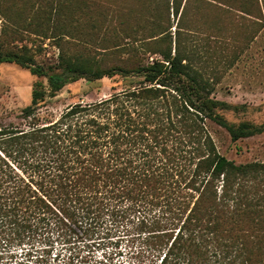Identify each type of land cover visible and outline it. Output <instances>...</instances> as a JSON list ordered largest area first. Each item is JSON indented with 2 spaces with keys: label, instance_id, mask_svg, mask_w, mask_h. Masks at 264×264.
<instances>
[{
  "label": "trees",
  "instance_id": "16d2710c",
  "mask_svg": "<svg viewBox=\"0 0 264 264\" xmlns=\"http://www.w3.org/2000/svg\"><path fill=\"white\" fill-rule=\"evenodd\" d=\"M208 1L264 20V0ZM181 2L172 0L173 14ZM60 11L76 17L72 0H0V62L46 78L19 109L23 123L0 125V248L37 237L46 245L50 232L62 243L117 233L128 236L133 264H264V162L227 159L206 121L230 141L264 125L227 122L221 111L239 106L210 96V83L160 26L151 41L99 44L84 56L63 49L73 33L59 25ZM34 12L42 14L34 34L58 49L47 73L15 43ZM115 75L138 81L40 114L66 83Z\"/></svg>",
  "mask_w": 264,
  "mask_h": 264
},
{
  "label": "rangeland",
  "instance_id": "374dc122",
  "mask_svg": "<svg viewBox=\"0 0 264 264\" xmlns=\"http://www.w3.org/2000/svg\"><path fill=\"white\" fill-rule=\"evenodd\" d=\"M72 2L76 17L70 18L66 12L60 11L59 20V25L66 26V30L73 33V38L65 37L66 42L61 44L67 53L95 55V45H112L127 40L130 43L134 40V45H140L143 44L141 39L151 41L152 38L147 36L155 34L160 26L170 33L172 44L177 39L193 67L210 83V96L239 106L236 112L221 111L227 122L237 124L246 121L264 125V20L256 23L253 16L224 10L208 0H186L181 14L184 0L177 14H173L172 0ZM41 15L37 12L27 14V20L34 26L25 32L16 29L22 40L15 43L17 48L23 47L17 49L18 53L30 56L33 64L41 66L47 73L48 65L57 60L58 49L54 39L34 34ZM48 26L51 27L50 24ZM115 55L124 56L122 53ZM36 80L46 85V78L31 74L29 68L0 62V125L23 123L18 112L29 103L31 87ZM137 81V77L122 78L117 75L95 80L79 78L66 83L51 97H46L40 114L43 115L46 110L57 115L68 104L94 101L107 96L112 88L119 90ZM206 126L217 151L227 159L235 163L264 162V132L230 141L222 127L209 120ZM47 235L46 245L37 237L31 242L0 248V264H38L36 258L40 257L46 259V264L135 262L130 257L129 249L134 248L128 245L127 235L116 233L84 237L77 233L70 238V243H62L61 237L56 238L52 232ZM69 253L75 257L71 261L67 258Z\"/></svg>",
  "mask_w": 264,
  "mask_h": 264
}]
</instances>
